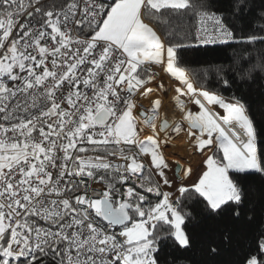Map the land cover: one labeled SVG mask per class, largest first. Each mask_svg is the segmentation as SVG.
<instances>
[{"label":"snow or ice","instance_id":"obj_1","mask_svg":"<svg viewBox=\"0 0 264 264\" xmlns=\"http://www.w3.org/2000/svg\"><path fill=\"white\" fill-rule=\"evenodd\" d=\"M212 7L195 0H62L58 10H46L43 0H0V121L7 122H0V264H40L49 252L58 264H161L163 241L191 246L182 225L193 214L240 217L243 178L264 175V132L241 100L195 87L178 61L177 49L188 45L166 43L154 23L192 11L207 22L196 29L199 43H264V11L253 33L238 38ZM231 9L244 17L249 0H232ZM148 64L179 81L180 122L157 127L159 99L151 116L134 111L133 97L151 91L152 77L141 75ZM20 97L23 103H9ZM30 109L36 112L19 115ZM141 122L152 127L143 139ZM169 131H185L196 151L212 153L189 184L176 180L190 178L192 168L182 177L180 169L166 171L161 148ZM89 150L106 154L81 155ZM240 264H264V228Z\"/></svg>","mask_w":264,"mask_h":264},{"label":"trees","instance_id":"obj_2","mask_svg":"<svg viewBox=\"0 0 264 264\" xmlns=\"http://www.w3.org/2000/svg\"><path fill=\"white\" fill-rule=\"evenodd\" d=\"M195 2L197 5L207 2L213 5L210 11L224 13L238 38L253 33L252 22L264 11V0H249L251 11L246 12L244 17L231 15L232 0ZM48 7L49 4L45 5L46 9ZM195 18L189 11L187 14H172L165 21L154 23L158 24L157 30L166 43L188 45L177 49L178 61L198 87L219 94L227 101L233 98L241 100L258 131L264 132V72L258 66L264 64V43L197 44L194 39ZM141 75L144 79L150 76L145 71ZM225 79L229 81L228 85L224 84ZM243 185L246 203L239 218L232 212L193 214L182 225L191 237V246L187 249L173 248L169 242L163 241L158 253L161 264H240L259 231L264 228V175H246ZM150 200L156 202V198L151 196ZM58 259L49 252L41 258L40 264H58Z\"/></svg>","mask_w":264,"mask_h":264},{"label":"crops","instance_id":"obj_3","mask_svg":"<svg viewBox=\"0 0 264 264\" xmlns=\"http://www.w3.org/2000/svg\"><path fill=\"white\" fill-rule=\"evenodd\" d=\"M158 31V30H157ZM158 34L159 31H158ZM161 68V72L160 74L156 77H160L162 76V79L166 82V85L168 86V88H170V90H172V92L174 93V95H177V93L175 92V89L176 87L180 86L179 85V81L175 80L174 78H172L168 73H166L164 71V69L160 66ZM185 70V69H184ZM186 71V74L189 76L191 82L194 84L195 87L197 88H200L198 87L195 82L193 81L190 73ZM154 78V79H156ZM170 85V86H169ZM147 86V85H146ZM143 91V89H142ZM149 96V98H153V96L151 94L147 95V97ZM142 98V97H141ZM182 99H187L186 97H182ZM143 100V98H142ZM227 101V99H225ZM192 106V107H191ZM194 106V107H193ZM136 107V109L134 110L137 114L139 113V110L140 108ZM187 108L188 110H191L193 112H198L199 109L196 105L194 104H187ZM213 109L214 111L216 112H219L220 115H223V110L220 109L218 106H213ZM149 112V111H148ZM162 112V111H161ZM163 114V112H162ZM178 111H176V113L172 116V115H169V116H159L158 119L156 121H154V123L157 125L158 127V123H159V120L162 118V117H166V118H171V119H174V122H180L181 121V118H179V116H182V114L178 115ZM147 124H144L143 122H141L139 124V127L142 129V135H141V139H143L144 137L148 136V135H151L152 134V127L151 125L149 127L145 126ZM149 125V124H148ZM183 127L186 129L187 127L184 125L183 123ZM183 134L184 135V140H180L177 141V138H179V136ZM161 138L164 139V134L162 133L161 134ZM167 143L166 144H163L162 145V153H163V156L166 160V162L170 165V168L168 170H166L168 172V174L171 176L172 173L174 172V167L177 166L178 169H180L181 171L179 172V176L182 177L183 175V172L182 170L187 168V164L186 162L189 161V158H192L194 161L191 165V168L193 169V172H192V175L190 178H188L191 182L194 181L198 176L199 174H201L203 168H204V164H203V161L206 159V157L210 154H212L211 152H205V155H203V157H200L201 156V153L196 151L195 150V147H190V138L187 137L186 135V132L185 131H181L180 133H175V132H171L169 131L168 135H167ZM176 140V142H175ZM193 142V141H192ZM184 143L186 145H184ZM184 146V147H183ZM182 151L180 152L179 154L177 153L178 151ZM134 151H136V149H134ZM177 153V154H176ZM222 155V153H221ZM178 159V160H175V159ZM143 159V158H141ZM149 162H150V157L148 158ZM184 160V161H183ZM153 180L157 179V177L153 176L152 177ZM182 181L180 179H177L176 180V184L179 185ZM163 190L165 191H168L170 189L167 188V186H164L163 187Z\"/></svg>","mask_w":264,"mask_h":264},{"label":"rangeland","instance_id":"obj_4","mask_svg":"<svg viewBox=\"0 0 264 264\" xmlns=\"http://www.w3.org/2000/svg\"><path fill=\"white\" fill-rule=\"evenodd\" d=\"M148 84H150V86H154V91H153L154 93L151 94L153 96V98H151V97L149 98V96L147 97V96H143V95L140 96L141 94H139L138 97L139 96H140L139 98L142 97L143 100H140L141 104H136V105H138V108H144L145 110L150 111V109L152 108V102L154 100H156V99H159L161 101V105H160V108L157 110L156 119H154V121H156L159 116H164L165 115V113L162 114V112H165V111H162L161 112V107L162 106H164V107H166V106L167 107L168 106L173 107L176 111H178V113H179L178 115L181 114L179 108L176 106V102H175L176 95H174V93L172 92V90H170V88H168V86L166 85V82L162 79V76H160V77H158L156 79H153L152 78L151 82L147 83L146 85H148ZM161 85L163 87H161ZM164 107H162V109H164ZM138 108H137V110H138ZM179 118H181V116H179ZM174 119H176V118H174ZM150 125L151 124H149V125L147 124L145 126L149 127ZM180 140H184V135L183 134H181L179 136V138H177V141L180 142ZM175 142H176V140H175ZM184 145H186V144L184 143ZM193 146H194V141L191 142V144H190V147H193ZM180 152H182V151L179 150L177 153L179 154ZM205 152L203 154H201L200 157H203V155H205ZM175 160H178V159L176 158ZM193 161L194 160L192 158H189V161L186 162L187 168H189V167L191 168V165H192ZM182 182L185 183V184L191 183V181L188 178L185 179V180H183Z\"/></svg>","mask_w":264,"mask_h":264},{"label":"built area","instance_id":"obj_5","mask_svg":"<svg viewBox=\"0 0 264 264\" xmlns=\"http://www.w3.org/2000/svg\"><path fill=\"white\" fill-rule=\"evenodd\" d=\"M106 2H111V0H106ZM43 3L44 5H47L49 4L50 6H52L53 4H56L57 5V10H58V6L62 3V0H43ZM47 10V9H46ZM25 19H27V17H22L20 22L23 23L25 21ZM33 23L35 24L36 22L33 21ZM207 22L205 21H201L197 16L195 18V25H194V39H195V36H196V29L199 28L201 26V24H205ZM37 27H39V25L37 24L36 25ZM210 26V25H209ZM196 41V39H195ZM197 44H215V43H199L196 41ZM217 43H220V42H217ZM144 71L145 72H148L149 75L154 79L156 76H158L161 72V68H160V65H155V64H148V65H145L144 66ZM148 78V77H147ZM147 78H145V80H147ZM142 90V89H141ZM140 90V91H141ZM139 95V93H137L133 99H134V102L136 104H141L140 100L137 98V96ZM23 100L24 98L23 97H20L19 100H13V101H10L9 103L14 107L16 103H23ZM66 107V106H65ZM138 107V105H137ZM144 109V108H143ZM36 112V109H30L28 111H25V112H22V113H19V115H22V116H27L29 115L30 113H35ZM2 115V114H0ZM2 123H7L6 121H0ZM241 138L243 139V135L241 134ZM85 147H88L89 149H91V146L90 145H83ZM134 151V149H133ZM97 154H100V155H105L106 153H103V152H100V153H94L92 152L91 150H89L87 153H84V154H81V155H86V156H94V155H97ZM110 159H112L114 162H115V157H110ZM55 171V170H54ZM79 179V178H77ZM89 184L91 185L92 188H97V189H101L103 188V185H97L91 181H89ZM39 223L41 225H44V222L43 221H39Z\"/></svg>","mask_w":264,"mask_h":264},{"label":"bare ground","instance_id":"obj_6","mask_svg":"<svg viewBox=\"0 0 264 264\" xmlns=\"http://www.w3.org/2000/svg\"><path fill=\"white\" fill-rule=\"evenodd\" d=\"M153 85V84H152ZM147 88H149V89H151V91L148 93V95L149 94H152V93H154L153 91H154V86H150V84H148L147 86H146ZM142 91V90H141ZM140 96H142V95H140ZM139 96V97H140ZM138 97V96H137ZM138 97V98H139ZM139 100H142V98H139ZM167 104V103H166ZM162 107H164V106H162ZM162 107H161V111H165V112H163V113H165V115L166 116H169V115H174L175 113H176V110L173 108V107H170V106H166V107H164V109H162Z\"/></svg>","mask_w":264,"mask_h":264},{"label":"water","instance_id":"obj_7","mask_svg":"<svg viewBox=\"0 0 264 264\" xmlns=\"http://www.w3.org/2000/svg\"><path fill=\"white\" fill-rule=\"evenodd\" d=\"M140 111L145 112L146 116H151V115H152L151 112H148L147 110H145V109H143V108H140L139 112H140ZM155 119H156V114H155ZM165 120L169 121L170 123L174 122V120L171 119V118L162 117V118L159 120L158 127H159V125L162 124ZM184 125L187 127V123H186V122H184ZM177 169H178V167L175 166V167H174V171H176Z\"/></svg>","mask_w":264,"mask_h":264}]
</instances>
